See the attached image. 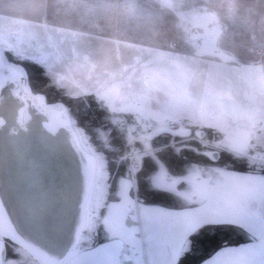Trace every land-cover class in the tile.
Wrapping results in <instances>:
<instances>
[{
  "label": "rangeland",
  "instance_id": "374dc122",
  "mask_svg": "<svg viewBox=\"0 0 264 264\" xmlns=\"http://www.w3.org/2000/svg\"><path fill=\"white\" fill-rule=\"evenodd\" d=\"M0 57L4 72L21 70L44 104L71 117L67 104L51 101L58 92L79 99L80 115L97 104L100 126L84 117L91 136L72 118L98 159V214L65 264H95L89 254L113 240L128 244L134 264H179L194 244L190 235L178 258L189 222L237 193L234 173L264 177V0H0ZM108 125L119 140L127 133L126 153L114 163ZM215 151L235 164L214 161ZM117 204L134 212L143 236L117 227ZM236 224L213 223L240 231L198 249H212L200 263L226 247L264 246V227ZM0 239L9 254L20 250V264H42L1 231ZM255 251L264 248L249 259Z\"/></svg>",
  "mask_w": 264,
  "mask_h": 264
},
{
  "label": "bare ground",
  "instance_id": "6f19581e",
  "mask_svg": "<svg viewBox=\"0 0 264 264\" xmlns=\"http://www.w3.org/2000/svg\"><path fill=\"white\" fill-rule=\"evenodd\" d=\"M4 67L6 65L0 57V231L23 248L24 246L29 248L30 253L35 254L36 259L42 264H59L62 260L65 264L78 256L82 240L80 236L84 234V231L78 240L76 235L80 232L82 223L83 230L89 226L90 220L97 216L98 209H94L93 204L91 207V202L90 204L85 203L84 206L85 174L80 160L76 156H70L67 151L55 157L57 147H61L62 143L65 146L64 142L54 148L48 145L49 142L40 132H36L37 126L34 125L35 130L32 131L33 126L27 121L23 122V117L30 113L24 106H19L16 101L18 96L16 80L19 78V71L10 67V73H5L2 69ZM42 100L40 97L39 102L44 104ZM45 105L51 113L60 111L55 107ZM31 119L34 123L37 120L35 116ZM176 130L183 131V129ZM81 141L84 145L82 138ZM22 142H26L28 148L22 145ZM31 146L40 152L44 160L38 159L43 162L39 164L41 179L38 180L32 179V176L30 179L29 175L25 177L26 173H23L21 168L23 166H20L17 160L14 164L12 163L16 159L15 148L17 152H20V148L22 149L20 155L26 164L30 159H34ZM84 146L95 161L96 172L98 159L86 145ZM210 156L216 160L217 154L210 152ZM18 166L20 170L17 172ZM31 168L30 166L28 169ZM234 175L238 178L233 176L231 180L239 184L237 193H232L228 202L221 204L210 216L202 215L194 222H189L188 230L179 245L180 251H186L189 243L188 237L207 224L231 222L246 226L247 222L248 224L256 222L264 227V177L250 173H234ZM95 179L96 174L91 201ZM28 182L32 185V189L27 185ZM47 184L55 188V191L44 196L38 186L42 187ZM116 206V214H119V217L115 218V224L118 222L117 227L125 228L132 238L143 236L141 229L137 227L138 221L132 218L134 212L124 210V205L118 206L117 204ZM184 214L192 217L191 211H184ZM73 243L75 245L71 247ZM260 244L261 242L259 244L251 242L223 248L201 264H264V251H255L249 259L250 250L264 248ZM127 245L124 240H113L97 246L96 250L89 255L98 257L99 260L95 264H134L132 253ZM69 247L71 248L68 254L62 258Z\"/></svg>",
  "mask_w": 264,
  "mask_h": 264
},
{
  "label": "water",
  "instance_id": "95a60500",
  "mask_svg": "<svg viewBox=\"0 0 264 264\" xmlns=\"http://www.w3.org/2000/svg\"><path fill=\"white\" fill-rule=\"evenodd\" d=\"M16 81H17V92H18L16 101H18L19 106H24L26 110L28 111V113H30L29 114L30 116L26 114V116L23 117L24 121L23 119L22 121L24 123L25 121L29 122L33 126L32 131H34L35 126H37L36 132H40V134L45 137L46 141L49 142L48 145H51L52 147L54 146L55 148L56 146H58L59 143L64 142L65 146L62 143L61 147H57V152L55 153V157H58L59 153L63 154L64 151H67L70 156L72 157L76 156L80 160L83 166L84 174H85V179H84L85 198H83V203H84V206H85V203L90 204L91 194H92V189H93L92 186H93V182L95 178V161L93 160L92 156L87 151L85 146L82 144L79 131L74 125L73 118L69 114L66 113V110L64 108L60 109L58 113H51L47 109L45 104H41L38 98H36V96L33 93L28 91V87H30V85H28V80L21 70H19V78ZM34 116L37 119L35 123L31 119V117H34ZM23 122L21 124H23ZM165 129L173 134H177V135L181 134L180 130L162 128V130H165ZM188 131L190 133V130ZM23 144L28 148V145H26V142H22V145ZM29 148H30V145H29ZM32 149L34 152V159H30V161L27 162L26 164V161L23 158H21V155H20L22 149L20 148V152H17V148H15V158L16 159L12 163L14 164L17 160L18 164L20 166H23L21 168L23 170V173H26L25 177L29 175L30 179L32 176V179L38 180L39 178L41 179L39 164H43V162L38 161V159H41V160L43 159L40 155V152L35 147H32ZM215 152L217 154V157H216V160L214 161H217L219 159V153L217 151ZM30 166L32 168L29 170L28 168ZM25 168L26 170L24 171ZM15 169H16V166H15ZM19 170L20 168L18 166L17 172ZM17 172H16V175H17ZM26 180L28 181V179ZM39 183L41 182L39 181ZM27 185L29 187L31 186V189H32V185L30 183ZM28 186H25V187L29 188ZM38 187H40V191L44 196L49 193H54L55 191L54 190L55 188L48 186V184L43 185L42 187L39 185ZM60 189L61 188H59V190ZM83 231L84 230H83V223H82V225L80 226V232L76 235L77 240ZM10 240L14 242L15 244L19 245L17 242L13 241L12 239ZM2 242H3L2 246L4 247V250L2 251V254H3L2 256H4L6 252V245H5V241H2ZM73 245H75V243H73L71 247H73ZM71 247H69L65 251V254L63 255L62 258H64L68 254V251L70 250ZM62 261H59L60 262L59 264H63Z\"/></svg>",
  "mask_w": 264,
  "mask_h": 264
},
{
  "label": "trees",
  "instance_id": "16d2710c",
  "mask_svg": "<svg viewBox=\"0 0 264 264\" xmlns=\"http://www.w3.org/2000/svg\"><path fill=\"white\" fill-rule=\"evenodd\" d=\"M60 93V96H58L57 98L52 99V102H64L65 104H67L69 106L70 112L72 114V117H74L78 123V126L83 128L84 130H86V132L91 136L90 132L88 131L89 126L88 124L85 122L86 120L84 119V117H88L90 118L92 121L96 122L94 123L97 126H100L99 122H98V113L96 110V103H93V106L95 107V109H91L90 107L88 108L89 112L80 115L78 113V104H79V99L78 98H72L67 96L63 91L58 92ZM86 108V106H84ZM87 110V109H86ZM124 118L128 119V115H124ZM109 119V118H108ZM132 121V119H131ZM133 123V122H132ZM109 127H113L112 125H108ZM115 128L113 127L112 132L110 133L109 136V144L113 145L114 147H116L118 150L115 152H110L108 151V157H109V161L111 163H114L115 160H118L119 158L124 157L125 155V150L128 148L126 146L127 144V139H126V129L123 131V133L121 134V140H119L117 138V136H115ZM117 130V128H116ZM118 131V130H117ZM211 134H217V136L219 137L220 135L214 131L210 132L209 135ZM88 135V136H89ZM171 135V134H169ZM120 144H119V142ZM192 143L193 147H200L198 143L196 142H190ZM186 151V150H185ZM188 153H192V151H187ZM225 152H222L221 158H219L220 161H218V163H220L222 165V163H226V164H230V163H234L235 164V159H233L231 156L227 155L225 156ZM183 155L184 152H183ZM159 156H161L163 158V160L166 163H169L166 158L164 156H162L159 153ZM185 158H183V160H185ZM214 162V161H212ZM187 163H193V161H187ZM224 166V165H223ZM226 166V165H225ZM142 171H146L145 169H142ZM155 171V169H153L151 172ZM172 171H176V170H172ZM125 173V169L122 170V172L120 173L121 176H124ZM143 195V194H141ZM240 230H238L235 227H227V226H212V225H208L203 227L197 234L193 235V247H192V252L189 251L188 254L186 256H183L179 262V264H199L202 260V258L206 257V255H208L212 249H209L208 251H206L204 254H202L201 256H198L196 258V256L192 255L195 251L197 252L198 249L200 248H209V245H212L213 243L218 244L219 241L222 242V240H224L223 242H231L232 240L229 239L230 236L235 235V233L239 232ZM222 242V243H223ZM9 249V248H8ZM214 249V248H213ZM10 251V249H9ZM197 255V254H196ZM12 256V255H11Z\"/></svg>",
  "mask_w": 264,
  "mask_h": 264
},
{
  "label": "crops",
  "instance_id": "0c3cea01",
  "mask_svg": "<svg viewBox=\"0 0 264 264\" xmlns=\"http://www.w3.org/2000/svg\"><path fill=\"white\" fill-rule=\"evenodd\" d=\"M201 227H203V226H201ZM1 241H3V240L0 239V242ZM17 252L19 253L20 250H17ZM17 252L12 251V256H8V254L5 252V255L2 256L3 254H2V250H1V252H0V264H20L22 262V260L20 259V256H18L19 254ZM179 252H181V251L179 250Z\"/></svg>",
  "mask_w": 264,
  "mask_h": 264
},
{
  "label": "flooded vegetation",
  "instance_id": "af4514ba",
  "mask_svg": "<svg viewBox=\"0 0 264 264\" xmlns=\"http://www.w3.org/2000/svg\"><path fill=\"white\" fill-rule=\"evenodd\" d=\"M17 70H18V69H17ZM18 71H19V70H18ZM24 75H25V74H24ZM25 76H26V75H25ZM26 78H27V77H26ZM92 199H93V195H92ZM91 203H92V201H91ZM90 206H91V204H90ZM95 211H96V210H95ZM118 215H119V214H118ZM88 220H89V218H88ZM116 225H117V223H116ZM209 225H213V224H209ZM206 226H208V225H206ZM235 226H236V225H235ZM84 227H85V226H84ZM203 227H205V226H203ZM203 227L199 228V231H200V229H202ZM237 227H238V226H237ZM86 228H87V227H86ZM86 228H85V229H86ZM196 233H197V232H196ZM194 234H195V233H194ZM4 237H8V236H4ZM80 237H82V235H81ZM8 238H10V237H8ZM10 239H12V238H10ZM241 240H246V238H243V239H241ZM2 243H3V242L1 241V242H0V252H1V250H2V251L4 250V247L2 246ZM5 245H6V243H5ZM19 246H21V245H19ZM21 247H23V246H21ZM8 248H9V247L6 245V253L8 254V256H9V255L11 256L12 253L9 254L10 251H9ZM24 249H25L27 252L30 253L29 248H27V247L24 246ZM30 254H31V253H30ZM32 254H33V253H32ZM32 254H31V255H32ZM196 254H197V252L195 251L192 255L196 256V258H197L198 255H196ZM33 255L35 256V254H33ZM33 255H32V256H33ZM34 256H33V257H34ZM35 258H37V257L35 256ZM38 259H39V258H38ZM37 261H39V260H37ZM69 261H70V260H69ZM67 262H68V261H67ZM67 262H66V263H67ZM40 263H41V262H40ZM200 264H201V263H200Z\"/></svg>",
  "mask_w": 264,
  "mask_h": 264
},
{
  "label": "built area",
  "instance_id": "2783aa9c",
  "mask_svg": "<svg viewBox=\"0 0 264 264\" xmlns=\"http://www.w3.org/2000/svg\"><path fill=\"white\" fill-rule=\"evenodd\" d=\"M190 133H191V132H190ZM190 133H189V134H190Z\"/></svg>",
  "mask_w": 264,
  "mask_h": 264
}]
</instances>
